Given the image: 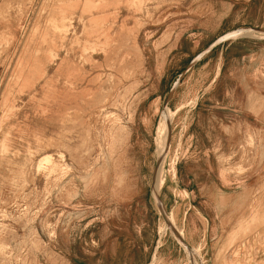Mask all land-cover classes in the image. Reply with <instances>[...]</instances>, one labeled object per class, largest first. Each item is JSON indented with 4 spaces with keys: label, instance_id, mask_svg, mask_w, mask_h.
Masks as SVG:
<instances>
[{
    "label": "rangeland",
    "instance_id": "1",
    "mask_svg": "<svg viewBox=\"0 0 264 264\" xmlns=\"http://www.w3.org/2000/svg\"><path fill=\"white\" fill-rule=\"evenodd\" d=\"M263 214L264 0H0V264H264Z\"/></svg>",
    "mask_w": 264,
    "mask_h": 264
},
{
    "label": "bare ground",
    "instance_id": "2",
    "mask_svg": "<svg viewBox=\"0 0 264 264\" xmlns=\"http://www.w3.org/2000/svg\"><path fill=\"white\" fill-rule=\"evenodd\" d=\"M236 33V32H235ZM239 33H241V32H239ZM238 33V34H239ZM228 35H230V34H228ZM227 36V35H226ZM226 36L224 37V38H226ZM218 73V72H217ZM170 113V112H169ZM165 115H167V114H165ZM170 115H172V114H169V116ZM167 117V116H166ZM174 118V117H173ZM167 119H168V117H167ZM170 119V118H169ZM163 120H165L166 121V119H164L163 118ZM168 121V120H167ZM171 121V120H170ZM166 123H168V122H166ZM166 123H164V124H166ZM163 124V123H162ZM161 124V125H162ZM163 124V125H164ZM166 126H168V125H166ZM162 127V126H161ZM162 129V128H161ZM167 129V128H166ZM164 132V131H163ZM162 133V132H161ZM164 137H165V134H164ZM252 138V137H251ZM163 139V138H162ZM161 139V141H163ZM249 141V140H248ZM160 143H162V142H160ZM165 143H166V141H165ZM162 144H164V143H162ZM249 144V143H248ZM164 146V145H163ZM160 147H162V146H160ZM164 149H165V147H164ZM162 150V149H161ZM47 156V155H46ZM166 156V155H165ZM44 158H46V157H44ZM46 159H48V158H46ZM45 159V160H46ZM163 159V158H162ZM42 160V159H41ZM263 160V159H262ZM52 161V160H51ZM41 162H43V161H41ZM50 162V161H49ZM43 164V163H42ZM38 166H39V164H38ZM39 168H41L40 166H39ZM161 184V183H160ZM160 187H161V185H160ZM160 187H158V188H160ZM155 194V193H154ZM156 195H158L159 196V192H158V194H156ZM155 198V197H154ZM160 202V201H159ZM158 203V202H157ZM162 204V203H161ZM162 208V210H163V212H165L166 213V211H165V208H164V205L161 207ZM160 209V208H159ZM167 214V213H166ZM167 216V215H166ZM255 217V216H254ZM253 217V218H254ZM262 218H264V214H263V217ZM166 219V218H165ZM254 222V221H253ZM165 227H167V226H165ZM176 229H177V227H176ZM179 229V228H178ZM177 229V231H179ZM163 230V229H162ZM181 230H183V229H181ZM182 233H184V232H182ZM178 235V234H177ZM179 235H181V234H179ZM184 237V236H183ZM181 238V237H180ZM181 239H183V238H181ZM247 242L248 241H245V243H242L240 246H238V248H236L234 251H233V255L236 257V261L234 262V263H232V264H253V263H250L249 261H251V259H249L248 260V254H250L249 253V251L247 250V248H248V245H247ZM183 243V242H182ZM252 245V244H251ZM260 245V244H259ZM190 246V245H189ZM253 246V245H252ZM255 246H257V245H255ZM243 249V250H242ZM190 250V249H189ZM254 251H255V253L256 254H258L259 256H260V254H264V239H262V241H261V246L260 247H258V249H253ZM251 255V254H250ZM258 255H257V257H258ZM252 256V255H251ZM256 256V255H255ZM256 257V258H257ZM254 258V257H253ZM259 258V257H258ZM260 259V258H259ZM253 260V259H252ZM262 260V259H261ZM258 261V260H257ZM253 262L254 263H256L257 264V262L256 261H254L253 260ZM227 264H229L228 263V261H227Z\"/></svg>",
    "mask_w": 264,
    "mask_h": 264
}]
</instances>
